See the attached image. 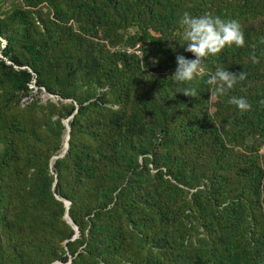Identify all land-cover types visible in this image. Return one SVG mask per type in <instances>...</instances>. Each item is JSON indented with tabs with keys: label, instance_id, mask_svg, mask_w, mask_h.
I'll list each match as a JSON object with an SVG mask.
<instances>
[{
	"label": "trees",
	"instance_id": "16d2710c",
	"mask_svg": "<svg viewBox=\"0 0 264 264\" xmlns=\"http://www.w3.org/2000/svg\"><path fill=\"white\" fill-rule=\"evenodd\" d=\"M184 12L246 43L178 84ZM262 39L264 0H0V264H264Z\"/></svg>",
	"mask_w": 264,
	"mask_h": 264
},
{
	"label": "clouds",
	"instance_id": "9594fccd",
	"mask_svg": "<svg viewBox=\"0 0 264 264\" xmlns=\"http://www.w3.org/2000/svg\"><path fill=\"white\" fill-rule=\"evenodd\" d=\"M180 23L184 27L183 39L187 41L185 50L192 53L195 59L177 55L178 67L172 78L178 84L194 81L204 72L205 60L210 56L219 55L225 47H245L244 32L237 20L225 21L219 16L214 17L209 13L194 17L188 12H184ZM261 43H264V39L261 40ZM252 61L253 63L256 62L254 55ZM246 79L247 74L245 72L233 74L218 68L207 80L210 86L211 98L227 95L238 81ZM178 92L183 93L185 96H197L195 89L183 88ZM228 103L235 106L241 115L252 110V105L244 97L231 96ZM260 103L264 105V100Z\"/></svg>",
	"mask_w": 264,
	"mask_h": 264
},
{
	"label": "water",
	"instance_id": "95a60500",
	"mask_svg": "<svg viewBox=\"0 0 264 264\" xmlns=\"http://www.w3.org/2000/svg\"><path fill=\"white\" fill-rule=\"evenodd\" d=\"M46 94L48 95V97H54V96L51 95V94H48V93H46ZM63 123H64V125L67 127L68 132H69V131H70V125H69V123H68V119L64 120ZM68 139H69V133H68V135H67V137H66V141H65V144H64V148H63L64 150H63L62 154L60 155L61 157L64 156L65 153H66L67 150H68V149H67V148L69 147ZM58 157H59V156H58ZM58 157H55V158H58ZM64 201H65V204H66V207H67V211H68V208H69L70 202L67 201V200H64ZM67 211H65V212H66V214H65V219H66V221H67L68 223H70V224L75 228V230H76L75 237H77V236L79 235V229H78V227L73 223V221H72V219L70 218L69 213H68ZM53 264H59V263H53Z\"/></svg>",
	"mask_w": 264,
	"mask_h": 264
},
{
	"label": "built area",
	"instance_id": "2783aa9c",
	"mask_svg": "<svg viewBox=\"0 0 264 264\" xmlns=\"http://www.w3.org/2000/svg\"><path fill=\"white\" fill-rule=\"evenodd\" d=\"M127 53H137V54H141V46L140 44H136L133 47L127 48L126 49Z\"/></svg>",
	"mask_w": 264,
	"mask_h": 264
},
{
	"label": "rangeland",
	"instance_id": "374dc122",
	"mask_svg": "<svg viewBox=\"0 0 264 264\" xmlns=\"http://www.w3.org/2000/svg\"><path fill=\"white\" fill-rule=\"evenodd\" d=\"M36 90H37V89L35 88V92H36ZM42 97H43V98L48 97V95L46 94V92H44V94L42 95ZM52 98H53V97H52ZM53 99H54V98H53Z\"/></svg>",
	"mask_w": 264,
	"mask_h": 264
},
{
	"label": "bare ground",
	"instance_id": "6f19581e",
	"mask_svg": "<svg viewBox=\"0 0 264 264\" xmlns=\"http://www.w3.org/2000/svg\"><path fill=\"white\" fill-rule=\"evenodd\" d=\"M65 142V141H64Z\"/></svg>",
	"mask_w": 264,
	"mask_h": 264
}]
</instances>
